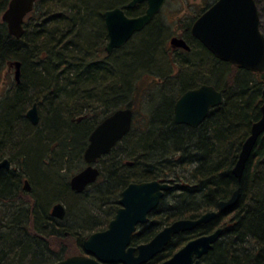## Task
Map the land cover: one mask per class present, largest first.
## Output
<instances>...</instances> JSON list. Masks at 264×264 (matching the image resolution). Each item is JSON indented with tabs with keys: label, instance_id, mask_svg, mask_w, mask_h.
Segmentation results:
<instances>
[{
	"label": "trees",
	"instance_id": "obj_1",
	"mask_svg": "<svg viewBox=\"0 0 264 264\" xmlns=\"http://www.w3.org/2000/svg\"><path fill=\"white\" fill-rule=\"evenodd\" d=\"M8 1L0 0V74L15 61L21 69L19 84L14 82L11 92L0 93V154L8 152L22 161L32 190L31 198L21 195V200L10 201L18 197L19 180L0 172V264H55L77 255L68 243L74 242L76 252H81L86 239L82 232L96 226L94 232L105 230L101 226L114 217L123 189L148 181L169 182L173 188L133 237V245L148 242L173 221L217 213L208 225L177 237L152 264L170 257L181 247L179 241L184 244L218 228L223 229L222 236L201 264H264V133L241 181L232 174L250 127L260 118L264 73H251L218 59L213 63L201 53L186 57L179 73L171 77L162 50L168 26L159 16L125 48L101 61L102 13L124 8L129 0H38L22 36L16 39L1 21ZM255 3L258 9V0ZM142 10L137 7L127 15ZM143 76L156 79H149L148 91L143 92L145 114L137 125L130 97L138 92L136 85ZM202 83L224 90L223 103L197 128L176 125L175 99ZM29 104L41 109L36 125L26 120ZM103 106L95 119L76 121L84 110ZM124 107L134 113L130 132L99 163L103 164L100 177L87 188L88 197H84L86 192L72 193L67 186L69 176L61 171L73 168L75 174L81 168L88 135ZM55 122H65V126ZM77 125L88 128L84 138L80 131L70 130ZM118 148L121 153L117 154ZM237 189L235 207L220 213L219 203ZM85 200L93 204L92 211L85 207ZM54 201L65 204L62 220L49 214Z\"/></svg>",
	"mask_w": 264,
	"mask_h": 264
},
{
	"label": "water",
	"instance_id": "obj_2",
	"mask_svg": "<svg viewBox=\"0 0 264 264\" xmlns=\"http://www.w3.org/2000/svg\"><path fill=\"white\" fill-rule=\"evenodd\" d=\"M37 0H10L1 15L8 34L19 39L23 34L25 17L33 10ZM166 0H131L128 8L146 3L147 8L141 16L129 18L120 8L103 13L108 42L105 50L110 53L126 44L131 37L142 31L160 12ZM192 35L197 38L219 61L229 63L248 72L264 73V36L260 31V20L254 0H217L191 27ZM173 48L188 50L182 39L172 38ZM13 69L16 84L20 82L21 63L15 61L8 65ZM262 94L264 96V85ZM224 90L212 85H202L186 91L174 104L173 121L176 125L197 128L211 110L223 103ZM26 118L31 124L39 121L37 105L27 111ZM133 111L130 107L116 110L101 121L90 133L88 146L83 158L87 167L74 175L70 187L80 194L94 184L99 171L97 160L109 154L130 131ZM264 133V103L260 107V118L254 122L248 137L243 142L232 174L241 181L245 166L257 143ZM7 166V161L3 162ZM2 164V165H3ZM27 186V183H26ZM172 184L161 181H148L129 184L121 193L113 219L106 230L91 234L82 244V255L70 256L55 264H146L163 252L172 236L192 231L217 217L215 211L202 214L197 219H181L165 227L146 244L131 247V240L140 226L146 225L158 207L164 194L172 189ZM239 190L219 203V212L224 213L237 204ZM65 209L55 204L51 216L62 220ZM218 228L209 235L190 240L170 259L161 264H199L222 236Z\"/></svg>",
	"mask_w": 264,
	"mask_h": 264
},
{
	"label": "flooded vegetation",
	"instance_id": "obj_3",
	"mask_svg": "<svg viewBox=\"0 0 264 264\" xmlns=\"http://www.w3.org/2000/svg\"><path fill=\"white\" fill-rule=\"evenodd\" d=\"M167 1V0H166ZM212 1V3L211 4H203L204 6L200 9V12L197 14V15H192V16H189V18H187L186 19V21H183V25H181V30L179 31V32H173L169 37H168V39H166L165 41H164V44H163V47H162V50H163V54L165 55V59H166V62H167V64H168V66H169V74L171 75V77H174V76H176L178 73H179V71H180V64L181 63H184V60L186 59V57H192V56H196V57H198V55H200L201 53H204V54H207V56L209 57V60L211 61V62H213V63H215V59H216V57H215V55L214 54H212L197 38H195L193 35H192V33H191V27L193 26V24H194V22L212 5V4H214L217 0H211ZM130 2H131V0H129V2L127 3V5H125V7L124 8H121V7H114V8H120V9H122L123 10V12H124V14H125V16H127V17H129V18H134V17H138V16H141V15H143L144 13H145V10H146V8H147V5H146V3H140V4H137L135 7H133V8H128V5L130 4ZM36 3V2H35ZM166 3V2H165ZM165 3H164V5H165ZM163 5V6H164ZM137 7H143V10H142V12L141 13H137V14H134V15H131V16H128L127 15V11H132V10H134V9H136ZM114 8H112V9H114ZM163 8V7H162ZM108 10H111V9H108ZM107 11V10H106ZM105 12V11H104ZM103 12V13H104ZM31 13V12H30ZM29 13V14H30ZM103 13H102V21H103V25H104V32H105V44H104V51H103V53L99 56L100 58H101V61L104 59V58H106V57H112V56H114V54L117 52V51H119V50H121V49H123V48H125L126 47V45H127V43L131 40H129L126 44H124L122 47H120V48H118V49H114V50H112L110 53H107L106 52V50H105V47H106V44H107V42H108V39H107V34H106V29H105V23H104V19H103ZM29 14L25 17V19H24V22H23V25H24V23L27 21V18H28V16H29ZM159 14V13H158ZM157 14V15H158ZM156 15V16H157ZM259 20H262V15H259ZM260 23H261V21H260ZM150 24V23H149ZM148 24V25H149ZM147 25V26H148ZM146 26V27H147ZM145 27V28H146ZM144 28V29H145ZM143 29V30H144ZM142 30V31H143ZM142 31H140V32H142ZM140 32H138V33H140ZM135 34H137V33H135ZM134 34V35H135ZM133 35V36H134ZM132 36V37H133ZM131 37V38H132ZM172 38H178V39H182L184 42H185V44L188 46V50H184V49H182V48H173L172 46H171V44H170V40L172 39ZM10 70V69H9ZM201 85H204L203 83L202 84H199V85H196V86H194V87H192V88H188V89H186V90H184L182 93H180V95H178L177 96V98L175 99L176 101L186 92V91H188V90H192V89H195V88H198L199 86H201ZM175 101V102H176ZM175 104V103H174ZM37 112H38V117H39V111H38V108H37ZM27 113V112H26ZM173 115H174V109H173ZM83 119H84V116L83 117H78L77 118V122H81V121H83ZM105 119V118H104ZM103 119V120H104ZM26 120L30 123V121L26 118ZM102 120V121H103ZM31 124V123H30ZM90 135V134H89ZM89 135H88V137H87V141H86V143H85V145H84V147H83V151H82V154H81V168L79 169V170H77L76 171V173L75 174H73V175H70L69 176V178H68V181H67V186H68V188H69V190L72 192V193H74V194H76V195H81V194H84L85 192H86V190H87V188H89L91 185H93V184H91L90 186H88L82 193H80V194H78V193H76L75 191H73L72 189H71V187H70V180H71V178L74 176V175H76L77 173H79V172H81L83 169H85L86 167H87V163L85 162V160H84V158H83V154H84V151H85V149L87 148V146H88V138H89ZM124 139V138H123ZM108 155V154H107ZM107 155H105V156H107ZM105 156H102V157H100L98 160H97V162H96V164H95V167L98 169V171H100V169L97 167V165L103 160V158L105 157ZM5 161H7V166H5L4 164H3V162H5ZM3 164V165H2ZM0 172H6V173H8L10 176H12V175H15V177L17 176V178H18V180H19V185L17 186V188H16V195L15 194H13V195H15V196H17L18 195V197H17V200H21V195H26V196H28V197H30L31 196V190H32V186H31V184H30V182H29V179L27 178V176H26V174L23 172V170H22V161L21 160H18V159H14V158H12L11 156H10V153H2V154H0ZM26 183H27V186H26ZM172 190V189H171ZM170 190V191H171ZM169 192V191H168ZM167 193V192H166ZM165 193V194H166ZM164 194V195H165ZM164 197V196H163ZM3 203V198H2V194H1V192H0V204H2ZM55 204H62L63 206H64V209H65V205L63 204V202H56ZM54 204V205H55ZM54 205H52V207L54 206ZM52 207L50 208V210H49V214H50V216H51V209H52ZM65 211H66V209H65ZM152 215V214H151ZM151 215H149V220H148V222L150 221V216ZM52 217V216H51ZM199 218V217H198ZM56 219V218H55ZM194 219H197V218H193L192 220H194ZM181 220V219H180ZM176 221H178V220H176ZM213 220H211V221H209L208 223H206V224H202V225H200V226H198V227H196L195 229H193L192 231H188V232H183V233H179V234H177V235H174V236H172V238H171V240L168 242V244L166 245V247L164 248V250H163V252L162 253H160L159 255H157L155 258H153L152 260H150L148 263H146V264H152V262H155L156 261V259L158 258V256H160L161 254H163L169 247H170V245H171V243L177 238V237H183V236H185V235H187V234H191V233H194L195 231H197V229L198 228H201L202 226H205V225H208L209 223H211ZM173 222H175V221H173ZM172 222V223H173ZM172 223H170V224H168L167 226H169V225H171ZM148 224V223H147ZM146 224V225H147ZM143 226H145V225H143ZM143 226H140L138 229H137V231H136V234L135 235H133V237H135L138 233H139V231H140V229L143 227ZM167 226H164L161 230H163L165 227H167ZM160 230V231H161ZM215 230H217V229H215ZM214 229L213 230H211V232L209 231H207V232H205L204 234H197L195 237H193L191 240H193V239H196V238H198V237H201V236H204V235H209V234H211V233H213L214 231H215ZM159 231V232H160ZM158 232V233H159ZM133 237H132V239H133ZM150 241V240H149ZM148 241V242H149ZM190 240H188L186 243H184L183 244V242H181V241H179V245L181 246V247H179L178 249H176V251L174 252V253H172V255L170 256V257H168V258H165V259H163V260H161L159 263H157V264H161L162 262H164V261H166V260H168V259H170L176 252H178L182 247H184L188 242H189ZM148 242H145V243H138V244H134L133 245V243H132V240H131V244H130V246L131 247H137V246H139V245H142V244H146V243H148ZM83 254V250H82V247H81V252L79 253V255H82ZM208 254V253H207ZM206 254V255H207ZM206 255H204L201 259H200V263L199 264H201L202 263V261H203V258L206 256ZM62 260V259H61Z\"/></svg>",
	"mask_w": 264,
	"mask_h": 264
},
{
	"label": "rangeland",
	"instance_id": "obj_4",
	"mask_svg": "<svg viewBox=\"0 0 264 264\" xmlns=\"http://www.w3.org/2000/svg\"><path fill=\"white\" fill-rule=\"evenodd\" d=\"M212 1L211 0H167L165 5L163 6V8L161 9V11L159 12V14L157 16H159L162 20H164V23L165 25L168 26V28H166V31H167V35H166V39H168V37L173 33V32H179L181 29V22L183 21H186L187 18H189V16H192V15H197L199 12H200V9L204 6L203 4H211ZM258 14L259 15H262V20L261 21V24H260V27L262 28V32L264 33V0H258ZM168 29V30H167ZM167 41V40H166ZM164 44V43H163ZM13 70H7V71H2V73L0 74V93L3 94L4 92L7 91H12L13 89V83L15 82L14 81V77H13ZM144 76L141 78V80H139L137 82V85H136V89H138V92H136L135 95H133L132 97H130V100L132 99L133 101V105H134V111H135V114H136V123L137 125L138 124H141L142 123V119H143V115L145 114V111H144V106L142 105L143 104V92L144 90L148 88L149 85H147V83H149V79L150 82H153L154 78H150L148 77H145L144 79ZM135 83V81H134ZM148 91V90H147ZM31 107V105H27V110H29ZM84 107V105H83ZM105 109L104 106L101 107V108H98V110H93L91 109L90 111L88 110H84V112L80 115H78L77 117H83L87 120H89V118L92 120L95 119V117H98L100 116L101 114V110ZM146 109V108H145ZM40 110L38 108V111L40 113ZM86 115V116H85ZM88 115V116H87ZM90 120V121H91ZM55 124H59L60 127H64L65 126V122H55ZM89 127V126H88ZM81 128V129H80ZM72 130L73 132L77 131L79 132L80 131V137L82 138L83 135L85 136L87 134V130L88 128L87 127H84L81 126V125H77L75 127V129H70ZM66 133H70L69 130L66 131ZM84 138V137H83ZM83 140V139H82ZM82 140H81V143H82ZM81 143H77V147H80L81 146ZM118 153H121L120 149L118 148L117 149V154ZM103 166V164H98L97 167L100 169L101 167ZM73 168L71 170H68L67 168H65L64 171H61V174H65L66 176H70V174L75 171H72ZM65 178V177H64ZM91 193V191H88L85 193L84 197H88V195ZM31 198V196H30ZM27 199V198H26ZM85 199V198H84ZM28 202V200H25ZM57 201H54L50 204L49 206V210L50 208L52 207V205H54ZM85 203V207L89 208L90 211H92V205L93 204H89L86 202V200L84 201ZM64 204V202H63ZM65 205V204H64ZM74 211V209H73ZM103 220V224L105 222L104 218L102 219ZM101 228H104L106 229L107 228V225L105 226V224L103 226H101ZM97 229V226L96 227H93V228H90L88 230H85L84 232H82L81 236L82 238L83 237H88L89 234H91L92 232L94 233V231ZM69 245L67 247H70L71 249V253H74V254H79L77 253V249H76V246L74 247V242L72 243H68Z\"/></svg>",
	"mask_w": 264,
	"mask_h": 264
},
{
	"label": "bare ground",
	"instance_id": "obj_5",
	"mask_svg": "<svg viewBox=\"0 0 264 264\" xmlns=\"http://www.w3.org/2000/svg\"><path fill=\"white\" fill-rule=\"evenodd\" d=\"M9 1H10V0H9ZM9 1H8V3H9ZM8 69H9V68H8ZM26 112H27V111H26ZM123 190H124V189H123ZM121 193H122V192H121ZM120 196H121V195H120ZM10 201H12V202H13V201H17V198H16V197H11V198H10ZM220 238H221V237H220Z\"/></svg>",
	"mask_w": 264,
	"mask_h": 264
}]
</instances>
